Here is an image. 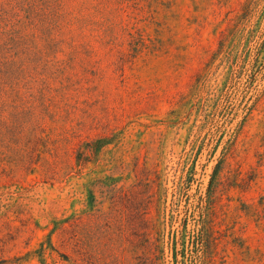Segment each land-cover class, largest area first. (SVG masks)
I'll return each instance as SVG.
<instances>
[{
    "label": "rangeland",
    "instance_id": "obj_1",
    "mask_svg": "<svg viewBox=\"0 0 264 264\" xmlns=\"http://www.w3.org/2000/svg\"><path fill=\"white\" fill-rule=\"evenodd\" d=\"M98 2L68 1L66 43L0 102L2 257L264 264V0Z\"/></svg>",
    "mask_w": 264,
    "mask_h": 264
},
{
    "label": "trees",
    "instance_id": "obj_2",
    "mask_svg": "<svg viewBox=\"0 0 264 264\" xmlns=\"http://www.w3.org/2000/svg\"><path fill=\"white\" fill-rule=\"evenodd\" d=\"M68 1L0 0V102L9 95L8 87L10 84H19L27 76V66L34 64L43 50L57 51L66 43L60 36H64V23L73 24V12L70 10ZM97 1H99L97 7L102 6L103 12V7H109L108 3L111 0ZM130 29L135 30V27ZM14 97L16 99L20 98V92L16 91ZM2 108L3 106H1ZM103 143L104 141L101 139L82 148L77 158V163L81 169L87 163L93 162ZM136 177L140 183L139 187L142 189L137 197L143 196V202L140 203V206L148 210L151 200L154 198L152 185L150 184L151 180L140 173ZM106 179L111 181L115 178L107 177ZM117 192L116 185L106 192L112 195L114 206L116 205ZM67 220L61 221L57 229L60 230L62 247L72 249L78 258L75 259L76 263H84L86 262L84 244L72 243L70 236L74 228L69 230L70 227L66 226L69 222ZM3 253V246L0 245V264H12L11 260L2 257ZM62 256L69 261L67 255Z\"/></svg>",
    "mask_w": 264,
    "mask_h": 264
}]
</instances>
